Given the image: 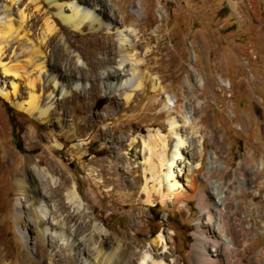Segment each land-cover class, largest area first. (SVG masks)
Returning a JSON list of instances; mask_svg holds the SVG:
<instances>
[{
  "label": "bare ground",
  "instance_id": "6f19581e",
  "mask_svg": "<svg viewBox=\"0 0 264 264\" xmlns=\"http://www.w3.org/2000/svg\"><path fill=\"white\" fill-rule=\"evenodd\" d=\"M6 1L9 4L0 5V42L2 48L8 47L9 51L15 50V44H18L20 58L16 64L6 66L4 72L19 76L28 90V99L15 100L18 85L13 82L10 85L13 89V97L8 92H3L2 96L14 108L43 124L56 117L57 124L62 130V134L53 131L58 129L55 122L47 124L50 131L45 135L37 132L35 128L29 131L23 127V140L27 149L45 154L39 158L49 164V171L52 173H64L66 171L64 161L55 160L53 155L65 149L70 143L72 152L85 158L92 141L89 137L88 142H85V139L81 138L83 134L78 130L89 127L95 129L99 123L109 120L108 116L100 117L92 112L94 106L86 100L95 98L102 101L113 95L112 103L123 105L115 99L114 94L132 82L131 93L125 96L126 106L123 108V111L130 112L133 107V97L144 99L149 92L148 86H151L156 102L161 103L168 112L167 126L171 145L160 130L139 141L141 165L151 177V185L146 180L140 186L145 195V205L155 207L160 203L168 207L180 202L179 208L188 212L190 206L186 200L198 201L202 217L198 220L194 243L187 256L189 264H259L260 259L264 261V250L254 253L252 248L254 243L249 242V231L244 228L242 221L241 211H245L246 208H243L245 203L241 198L242 194L249 190L244 178L245 174L238 171V191L233 190L241 204L234 202L230 206L227 204L226 191L224 192L223 188L213 191L211 185L217 183L209 182L208 177H200L204 171L202 163L204 137L200 129L188 116L181 119L174 116V113H180V107L172 100V96L167 94L162 82L148 71V69L158 70L169 74L170 77H179L182 70L176 62L181 57L179 51L176 49L172 56L168 47L164 45L168 34L165 33L163 26L152 29L155 19L150 8L140 0L137 5L139 11H130L126 6L129 0H125L118 8L114 6L113 14L110 15L107 6L95 7L88 0H26L25 4H22L25 0ZM18 3L23 5L21 9L19 7L15 9ZM158 9L161 10L162 7L158 6ZM39 24L43 32L39 39L34 40L32 28ZM87 31L89 33H86ZM116 34H120L119 48L113 40ZM153 43L156 46L152 48ZM80 44H83V50ZM164 52L170 56L168 60ZM98 54H102L104 58L98 59ZM112 55L119 57L116 66L104 70L102 75H97V70L115 64L111 60ZM87 72L90 74L88 75ZM99 81L104 88L101 89ZM102 90L106 98L101 96ZM59 101L62 104L53 107ZM90 108L92 114L88 116ZM71 127H74L73 131H64ZM118 132L117 125L103 129L99 136L105 140V146L100 152L115 153ZM109 138L111 140L106 141ZM77 139H82L83 142L76 144ZM86 144L88 148L85 149ZM119 144L123 146V141L121 140ZM130 147H136L135 140H132ZM3 164L8 165L5 171L2 170ZM34 164L33 157L28 156L21 161L10 153L5 139L0 140V195L2 196V192L9 186L7 182L9 175L12 186L17 189L15 202L17 212L12 219L19 231V236H15L14 239L9 241L4 239L3 228L9 223V204L1 197L0 264H44L49 243L55 257L54 264H84V262L121 264L136 247V239L142 234L141 227L136 231L134 240L127 239L122 246L121 243H116V247L113 244V236L107 235L101 227L95 226L88 235L83 236L85 227L79 224L73 229L79 219L86 216L85 210L81 208L84 200L78 183L72 182L69 186L63 185L53 189L49 185V173L41 170L43 175L39 180L41 178L48 180L41 179L40 186V181L32 176L34 174L31 166ZM54 164L58 166L54 167ZM207 167L206 174H210L208 169L218 168L221 171L225 169L224 164L216 163L214 153L209 154ZM23 170L28 176L27 181L21 178ZM248 172L250 173L249 169ZM258 173L256 178L264 177L263 164L258 169ZM58 197L62 200L58 209L61 211L60 216H56L46 202L48 199ZM26 199L30 210L23 216L20 207ZM43 204L45 208L40 209ZM67 205L75 207L73 214L67 212ZM263 209L264 207L255 204L254 200L250 202L249 213L255 220L261 218ZM231 216L233 220L230 219ZM99 217L104 218L101 215ZM71 222L75 225L70 226ZM258 235L263 238V225ZM168 243L165 235L159 234L156 244L167 249ZM60 244L74 253L66 254ZM28 247L33 249L30 248L29 252ZM247 249H250L254 256L245 262ZM34 255L40 258V262L35 261ZM150 263L166 264V259L155 260L150 254H144L140 258L139 264ZM127 264H138V261L135 262L130 258ZM171 264L184 263L172 261Z\"/></svg>",
  "mask_w": 264,
  "mask_h": 264
},
{
  "label": "rangeland",
  "instance_id": "374dc122",
  "mask_svg": "<svg viewBox=\"0 0 264 264\" xmlns=\"http://www.w3.org/2000/svg\"><path fill=\"white\" fill-rule=\"evenodd\" d=\"M88 1L95 7L107 6L106 9L110 15L113 14L114 6L118 8L122 2H125V0ZM141 1L154 15L155 22L152 29L163 26L165 33L168 34L164 45L170 50V55L177 49L181 56L176 60L182 69L179 77H170L169 74L158 70L148 69V71L162 82L167 94H170L172 100L180 107V113H174V116L180 119L188 116L200 129L204 137L202 144L204 171L200 177H208L209 182L217 183L211 185L213 191L223 188L224 192L226 191L227 204L230 206L234 202L240 203L233 190H237L238 171L245 174L244 178L249 190L242 194L241 200H244L243 208L246 210L241 211V216L244 228L249 231V242L254 243L252 246L254 253L260 252L264 250V236L262 238L258 233L260 227L264 226V213H261V218L257 221L249 213V207L252 200L255 204L264 207V177L256 178L259 174L258 169L262 167V164L264 165V0ZM139 2L140 0H129L126 6L128 10L135 11L138 10ZM6 3L9 4L6 0H0V5ZM25 3L26 0L22 4ZM158 6L162 9H158ZM18 7L21 9L23 5L18 3L15 9ZM44 9H46L45 6ZM42 32L41 24L33 27L32 38L39 39ZM119 38L120 34L113 37L118 48ZM155 46L153 43L151 47ZM2 47L0 42V140L4 138L10 153L21 161L25 157H33L35 164L31 166V170L36 180L43 175L41 173L43 170L49 173V185L53 189L63 185L69 186L72 182L78 183L84 200L81 208L85 210L86 216L79 219L76 225L74 222L69 225H75L73 229L79 224L85 227L83 236L88 235L95 226L101 227L107 235L113 236L115 247L116 243H121L122 246L127 239L134 240L136 231H139L141 227L142 234L136 239V247L121 264H127L130 258L135 262L138 261L139 264L144 254H150L155 260L166 259V264H171L172 261L189 264L187 256L194 243L198 220L202 217L198 201L186 200L190 206L188 212L179 208L180 202L174 206L164 207L158 203L155 207H150L145 205V195L140 188L142 182L146 180L151 185V177L141 165L140 139L147 138L149 134H155L156 130H160L162 135L168 138L169 143L171 142L167 126L168 112L164 110L161 103L156 102L151 86H148L149 92L144 99L133 97V107L130 112L123 111V108L126 106L125 96L131 93L132 82L114 94L115 99L123 105L113 104V95L102 101L95 98L86 100L94 106L92 112L100 117L108 116L109 120L99 123L95 129L89 127L78 130L83 134L81 138H84L85 142H88L89 137L92 141L88 154L85 158L80 157L76 152H72L70 149L72 145L67 144L65 149L53 155L55 160L64 161L66 171L52 173L49 171V164L39 158L45 154L27 149L22 128L26 127L29 131L35 128L37 132L45 135L50 131L47 124L50 122L57 124V118L52 117L50 122L43 124L14 108L3 98V92H8L13 97V89L10 86L12 82L18 85L15 100L26 101L28 90L19 76L4 72L6 66L16 64L20 58L19 45L15 44V50L11 51L8 47L7 49ZM80 48L83 50V44H80ZM164 54L168 60L170 56L166 52ZM103 58L102 54H98V59ZM118 59L117 55H112L111 60L115 64L102 67L96 74L102 75L104 70L116 66ZM87 74L90 73L87 72ZM99 83L101 84V81ZM102 88H104L103 84H101ZM101 96L106 98L103 90ZM2 100L12 108L11 113L8 112ZM61 104L59 101L53 107ZM92 112L90 108L88 116H91ZM133 117L136 118L132 119ZM114 125L119 127V132L116 134L118 143L115 145L117 150L114 154L100 152L105 146V140L101 139L100 133L108 126ZM67 130L73 131L74 127L64 129V131ZM53 131L62 134L59 125L58 129ZM110 140L109 138L106 141ZM121 140L123 146L119 144ZM132 140L136 141L135 148L130 147ZM82 142V139H77L76 144ZM44 143L51 145V143ZM84 148H88V145H84ZM210 153L216 155V163L224 164L225 169L222 171L218 168L208 169L210 174H206ZM187 156L189 158V154ZM55 166L58 165L54 164ZM7 169L8 165L3 164L2 170ZM21 178L27 181L28 176L24 170L21 172ZM7 182L9 186L2 192L0 198L2 197L9 204V223L3 228L4 239L9 241L19 236V231L12 219L17 212L15 206L17 189L12 186L9 175H7ZM39 184L42 185L41 181ZM46 190L49 192L48 188ZM27 202L26 199L20 207L23 216L30 210ZM46 202L56 216H60L61 211L58 209L61 207V197L48 199ZM44 208L43 204L40 209ZM74 211L75 207L67 205V212L73 214ZM99 215L104 218H100ZM230 219L233 220V216ZM224 221L222 218V222ZM159 234H164L169 242L167 249L156 244ZM22 245L25 246V244ZM49 245L46 248L47 259L44 264H54L53 249L51 243ZM60 246L66 254L74 253L65 246L61 244ZM30 248L33 249L28 247L29 252ZM58 250L61 249L58 248ZM247 250L245 262L254 256L250 249ZM33 257L35 261L40 262L38 256ZM259 264H264V261L260 259Z\"/></svg>",
  "mask_w": 264,
  "mask_h": 264
},
{
  "label": "trees",
  "instance_id": "16d2710c",
  "mask_svg": "<svg viewBox=\"0 0 264 264\" xmlns=\"http://www.w3.org/2000/svg\"><path fill=\"white\" fill-rule=\"evenodd\" d=\"M3 101V100H2ZM3 103L5 104V107L8 109V112H12L13 110H12V108L8 105V103H6V102H4L3 101Z\"/></svg>",
  "mask_w": 264,
  "mask_h": 264
}]
</instances>
